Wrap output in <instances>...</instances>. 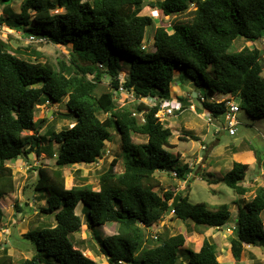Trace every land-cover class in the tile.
<instances>
[{
	"label": "trees",
	"instance_id": "16d2710c",
	"mask_svg": "<svg viewBox=\"0 0 264 264\" xmlns=\"http://www.w3.org/2000/svg\"><path fill=\"white\" fill-rule=\"evenodd\" d=\"M145 4L156 9L166 23L161 21L154 32L152 53L146 52L148 46L144 48L147 27L153 24L151 17L140 15ZM19 9L16 13L5 6L0 31L8 28L28 39L34 36L40 42L71 45V51L66 61H41V53L33 51V58L23 56L0 34V200L15 189L7 162L28 159L29 153L36 157L51 154L53 144L58 145L53 166L41 163L34 169L37 179L33 186L46 196L41 212L52 216L55 223L25 234L33 246L30 258L15 263L3 249L0 264H98L74 243V234L83 224L76 213L79 205L87 227L117 225L115 234L97 238L107 264H219L217 246L208 239L198 250H188L186 261L178 259L185 244L183 234L163 239L156 246L145 241V230L171 212L185 225L192 223L205 230L219 229L231 217L226 204H192L187 196L179 195L172 208L175 193L155 191L157 172L174 173L181 181L191 173L187 164L178 163L179 155L168 151L172 129L155 115L159 101L172 100L173 82L184 73L211 95L209 100L203 96V102L196 99L215 123L227 111L225 97L229 96L239 97L240 108L244 103L250 116L264 117V58L256 46L264 37V0H22ZM183 15L187 19H179ZM238 40L255 47L230 52ZM125 61L129 67L120 81ZM209 69L210 81L206 76ZM105 79L110 88L102 86ZM120 87L137 99H152L155 105L141 102L119 107L115 92ZM64 99L69 111L66 116L74 119V125L59 132L50 128L40 137L45 119L34 120L38 106ZM99 114L105 118L101 120ZM111 131L120 136L123 171H113L118 162L113 159L99 175L98 191L88 184L66 189L63 169L99 161ZM134 135L144 136L146 142L135 144ZM42 140L47 141L45 147ZM179 140L187 141L184 136ZM248 168L233 162L214 183L222 182L244 196L249 189L241 182ZM263 212L264 189L259 187L250 201L238 207L228 238L233 262H240L245 245L264 242ZM2 218L0 207V224Z\"/></svg>",
	"mask_w": 264,
	"mask_h": 264
},
{
	"label": "rangeland",
	"instance_id": "374dc122",
	"mask_svg": "<svg viewBox=\"0 0 264 264\" xmlns=\"http://www.w3.org/2000/svg\"><path fill=\"white\" fill-rule=\"evenodd\" d=\"M22 0H16L15 3L5 4L0 1V14L4 13V8L10 7L13 12H19V6ZM91 1V0H88ZM151 1V0H150ZM57 12H60L57 10ZM140 15L149 16L153 19V24L147 27L144 43H147V53L155 51L153 46L154 32L162 21L156 9L149 6L142 8ZM191 16L190 14H188ZM188 16V17H189ZM179 18V17H178ZM179 19H187L186 15ZM162 24V23H161ZM1 38L11 47L17 46V49L24 56L34 57L33 51L42 54L41 61H66L69 58L71 45L61 46L53 45L45 41L30 43L28 37L18 32L1 29ZM146 45V44H145ZM243 46L255 47V44L238 40L233 43L230 52L238 51ZM263 51L264 58V37L256 44ZM17 50V51H18ZM143 52L142 54L146 53ZM123 70L119 74L120 81L124 78L129 67V62H123ZM211 69L206 73L207 80L210 81ZM264 75V73H263ZM91 78V76H89ZM102 86L110 88L108 79H105ZM191 91H197L199 95L204 96L208 100L210 94L205 88H198L193 84V80L184 73L182 78L173 82L170 92H172L173 106H183L187 111L177 116L167 117L164 125L172 129V136L169 140L171 148L168 151L172 155L179 153V164H187L191 168V173L186 177L187 181H181L175 177L174 173L157 172L155 177L159 181V186L155 189L160 195L165 191H171L175 195L187 196L188 202L195 204L205 202L209 206L215 207L222 204L229 206L231 217L229 221L219 229H203L196 228L192 223L189 226L178 220L173 214L164 216L163 219L145 230V241L150 246H156L163 239L183 234L185 244L179 250L178 256L180 261H186L187 251H196L201 246L204 239L215 243L218 251L219 264H264V242H257L255 246L245 245L244 254L239 263L231 260L228 253L229 240L234 222L237 217L238 207H242L246 202L250 201L255 194L256 189L262 187L264 189V167L257 162L256 157L264 163V117L254 118L249 115L246 105L236 115L238 121L237 131L234 136H230L227 131L218 130L220 125L206 121L207 113L202 110L199 101L191 97ZM216 98V95H214ZM222 98L221 96L217 97ZM235 104L241 105L239 97H225ZM65 100L59 104L41 105L35 113V121L45 119L39 130V136L45 135L50 128L59 132L62 128L72 127L74 119L67 117L69 111L66 110ZM189 100V105L181 102ZM115 101L119 107H134L141 103L132 93L125 91L115 92ZM152 99H147L148 105L153 104ZM194 107L195 113H191L188 108ZM200 109V110H199ZM49 111L51 115H48ZM101 120L105 115H98ZM175 128V129H174ZM190 129L189 130H185ZM188 134L198 137L197 140H191ZM184 136L187 141H180L179 137ZM135 144H143L146 138L140 135L133 136ZM105 150L102 158L94 164L74 165L63 169L65 188L70 189L74 185H91L94 191H98L99 175L106 171L113 159L118 162L113 171L117 174L123 171V165L119 159L120 154V136L117 131H111L110 142L105 143ZM42 147L47 145V141L42 140ZM58 145L53 144L51 154L42 153L36 157L33 153H29L28 159H16L6 163L11 167L14 175V192L0 200V207L3 211V218L0 224V255L3 249L12 260L17 263L22 259H28L33 255L32 244L25 239V234L40 229L43 226L54 225L55 221L52 216L45 215L41 209L45 207L43 198L45 195L36 194L33 189L37 179V173L34 169L41 163L52 167L56 160ZM205 147V150H203ZM237 154L240 157H235ZM245 154V155H244ZM248 157L253 155L255 159ZM251 154V155H250ZM242 161L248 165V171L245 179L241 182L249 191L244 196L236 195L230 188L222 182L214 183L215 180L222 178L232 167L233 162ZM261 162V164H262ZM81 206H78L76 213L80 215L83 224L77 233L74 234V243L76 248L83 251L84 255L92 259L98 264H107L106 258L100 253V247L97 238H105L113 235L117 231L116 223H108L104 226L87 227L84 217L80 214ZM264 227V212L261 215ZM190 227V228H189ZM126 264V263H122Z\"/></svg>",
	"mask_w": 264,
	"mask_h": 264
},
{
	"label": "built area",
	"instance_id": "2783aa9c",
	"mask_svg": "<svg viewBox=\"0 0 264 264\" xmlns=\"http://www.w3.org/2000/svg\"><path fill=\"white\" fill-rule=\"evenodd\" d=\"M28 41L30 43H34V42H38L39 40L37 39V37L30 36ZM119 91H125V90L122 87H120ZM127 93H129V92H127ZM196 97L201 102H203L205 100V98L202 95L197 94ZM139 100H141V99H139ZM220 100H222V98ZM141 102L146 103L144 100H141ZM227 102H228L227 103L228 109L220 117V123H217L218 125H220V128L216 129V133L218 132V130H222V131H227L230 136H234L236 134V131H237V125L239 124L238 121L236 120V115L240 111V106L235 104V102L230 101V100ZM47 105H50V103L46 102L44 104V106H47ZM146 105H148V104L146 103ZM154 105L155 104L153 103V104H150L148 106L153 107ZM189 109L193 110V107L191 106ZM183 112H184V109L182 106H179V105L173 106V102L171 100H163V101L158 102V111H157L155 116L158 118V120L160 122L163 123V122H165L167 117L177 116ZM142 121H143V119H142ZM206 121L210 124H212L214 122L212 117L209 116L208 114H207ZM203 150H205V147H203ZM171 214H173V212H171Z\"/></svg>",
	"mask_w": 264,
	"mask_h": 264
},
{
	"label": "crops",
	"instance_id": "0c3cea01",
	"mask_svg": "<svg viewBox=\"0 0 264 264\" xmlns=\"http://www.w3.org/2000/svg\"><path fill=\"white\" fill-rule=\"evenodd\" d=\"M7 30H9L8 28H6ZM10 31H13V30H10ZM14 32H16V31H14ZM18 33H20V32H18ZM21 34V33H20ZM12 48L14 49V50H16L17 49V46H12ZM24 56V55H23ZM194 93H196V92H193V91H191V95L193 96L194 95ZM171 96H172V92H171ZM188 101L189 100H182L181 102H183L184 104H186V105H189V103H188ZM39 107V106H38ZM193 107V106H192ZM193 110L194 111H191V113H194V114H196L195 112V109H194V107H193ZM200 110V109H199ZM185 111H187V109H185ZM184 111V112H185ZM188 111H190L189 109H188ZM48 115H51V112L49 111V113H48ZM168 127H169V125H168ZM171 128V127H170ZM175 129V128H174ZM185 130H189L190 131V129L191 128H189V129H186V128H184ZM189 135V134H188ZM195 136V135H194ZM197 137V136H196ZM198 138V137H197ZM176 155H179V153H177ZM176 155H174V156H176ZM245 155V154H244ZM249 155V154H248ZM248 155L246 154V156L248 157ZM251 155V154H250ZM241 155H239V154H237V156H235V157H240ZM252 157V159L250 158V157H248L249 159H251V160H253V159H255V157L253 156V155H251ZM19 159H22V158H19ZM240 163H242V164H245V163H243L242 161H240ZM192 172V171H191ZM223 177V176H222ZM186 181H187V179H186ZM184 182V181H183ZM36 194H39L40 195V193H37L36 192ZM42 195H44V194H42ZM43 201H44V203H45V207H46V196H44V198H43ZM79 206H81V205H79Z\"/></svg>",
	"mask_w": 264,
	"mask_h": 264
},
{
	"label": "water",
	"instance_id": "95a60500",
	"mask_svg": "<svg viewBox=\"0 0 264 264\" xmlns=\"http://www.w3.org/2000/svg\"><path fill=\"white\" fill-rule=\"evenodd\" d=\"M195 96H196V93H194L193 97H195ZM29 157H30V154H29ZM179 198H180L179 195H175V196H174V198H173V200H172V208L176 206V204H177L178 201H179Z\"/></svg>",
	"mask_w": 264,
	"mask_h": 264
},
{
	"label": "clouds",
	"instance_id": "9594fccd",
	"mask_svg": "<svg viewBox=\"0 0 264 264\" xmlns=\"http://www.w3.org/2000/svg\"><path fill=\"white\" fill-rule=\"evenodd\" d=\"M1 15V14H0ZM147 46H149L148 44L146 45V46H144V48H146ZM196 95H197V93H196ZM193 97V96H192ZM194 98H197L196 96L194 97ZM171 100V99H170ZM238 105V104H237ZM240 106V105H239ZM183 107V106H182ZM189 109V108H188ZM190 110V109H189ZM240 110H241V108H240ZM184 111H185V109H184ZM182 114V113H181ZM163 123H165V122H163Z\"/></svg>",
	"mask_w": 264,
	"mask_h": 264
}]
</instances>
